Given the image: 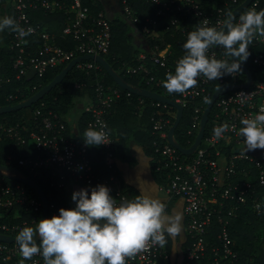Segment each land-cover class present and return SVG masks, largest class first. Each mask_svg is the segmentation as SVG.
I'll return each mask as SVG.
<instances>
[{
  "label": "built area",
  "instance_id": "obj_1",
  "mask_svg": "<svg viewBox=\"0 0 264 264\" xmlns=\"http://www.w3.org/2000/svg\"><path fill=\"white\" fill-rule=\"evenodd\" d=\"M87 1L98 0H0V17L11 16L21 27L33 29L30 35L23 38L10 29L7 30L11 39L10 48L14 52L12 68L16 79H40L47 70L66 65L78 56H102L107 53L111 41L109 21L103 10L93 14ZM243 1L225 0L223 6H215L214 12L209 13L202 8L201 0H149L157 7L155 16L144 17L139 32L145 40L152 43L147 52L138 54L137 64L127 67L125 72L142 74L145 85L159 87L163 93H157L161 95L174 96V99H169L183 109L192 101H197L187 130V134L194 137L191 144L200 128L204 103L207 104L211 97L209 87L212 84L218 85L217 88L227 84L240 85L214 101L207 120V123L210 122L208 132L205 134L204 129L199 145L189 155L181 153L168 141V131L173 124L169 109L173 106L150 99L149 105L154 107L150 117L152 134L155 136L153 146L162 159V164L157 169L164 170L165 173L164 182L157 185V190L166 199H182L186 246L184 251H180V257L171 259L166 243L160 246L149 241L144 249L126 257V264H236L239 258L230 235L231 222L248 200L253 210L264 217V207L259 210L256 207L258 203L264 205V163L248 152L233 150L234 145L242 143V138L237 135L241 118L254 116L264 106V36L257 35L251 43L261 47V50L251 56V62L259 68V72L255 76L251 74L247 87L243 86L246 76L239 80V72L226 74L217 80L199 76L197 85L185 93H168L162 83L165 78L158 76L161 68L165 73L174 71L176 61L181 58L171 59V46L165 41L166 30L172 26L174 34L180 33L185 38L190 31L205 22L219 30L227 19V7L230 4L238 6ZM261 1L252 0L236 16L234 22H239V15L250 9L260 10ZM118 7L127 21H139L140 17L130 6L129 0H119ZM38 12L61 13L64 20L61 33L65 39L75 41V46L66 49L56 44L46 25L34 21L33 15ZM2 33L3 31L0 35ZM35 37L41 39L38 47L33 43ZM208 55L231 62L230 56H225L222 46H212ZM92 62L80 61L75 67L88 73L98 68V63ZM9 80L8 77L0 76V86ZM120 91L121 89L107 86L98 79L94 81V99L84 108L90 114L87 128H99L101 124H106L108 129V115L120 96ZM130 94L127 91V96ZM23 95V92H19L16 95L8 94L5 98L14 100ZM245 96L246 100L242 103ZM139 102L144 103V100L140 98ZM31 113V126L17 124L6 127L0 124V132L13 137L18 145H24L25 135H28L31 146L37 153L34 158L18 160V165L28 174L40 175L50 186L70 191L104 184L117 202L134 198L122 186L117 167L119 159L109 129L108 142L97 146L109 173L99 176L93 170L88 146L84 141L77 145L66 134V124L56 113L42 112L39 108ZM223 123L231 127L217 138L213 129ZM173 141L177 142L174 135ZM225 149H229L228 154ZM14 174L8 170H1L0 173V234L15 238L20 228H35L42 217L43 204L32 188L11 177ZM74 203L66 208L74 207ZM58 209L54 203L48 202L47 217L58 214ZM212 231L213 238L210 237ZM22 260L15 240L0 241V264H21ZM167 261L169 262L166 263ZM23 264H44V261L37 254L31 259L23 260Z\"/></svg>",
  "mask_w": 264,
  "mask_h": 264
},
{
  "label": "trees",
  "instance_id": "obj_2",
  "mask_svg": "<svg viewBox=\"0 0 264 264\" xmlns=\"http://www.w3.org/2000/svg\"><path fill=\"white\" fill-rule=\"evenodd\" d=\"M119 4V0H116ZM225 0H201V6L206 12L213 13L215 6H223ZM93 14L99 10H103L109 21L111 28V41L107 53L102 54V57L106 62L116 71L128 85L138 89H149L155 92L163 93L159 87L145 85V80L142 74H128L125 72L129 66L137 64V56L140 52H147L152 41L145 40L142 34L139 32L143 24L144 17L155 16L156 6L151 4L149 0H129L130 6L133 8L136 14L139 15V21L132 23L127 21L121 14L118 4L112 8L106 7L101 0L91 2L87 1ZM264 9V0L261 1ZM237 5L230 4L227 9V17ZM117 13V14H116ZM121 13V12H120ZM33 19L36 22L46 25L47 31L54 36L56 44L66 49H71L75 46L76 42L64 38L61 30L64 25L63 15L61 13H48L44 14L38 12L33 15ZM165 26V25H162ZM7 28L1 34L0 44V76L8 77V82H3L0 86V106L8 104H16L23 99H26L41 89L44 85L48 84L66 65L49 69L40 79L37 78H21L16 79L14 76V70L12 68V61L14 52L10 48V36L7 34ZM173 27L171 26L165 33V41L170 43L172 57L171 59H177L182 57L185 50L182 48V44L185 41V37L180 33L174 34ZM142 36V40H135V35ZM35 47L41 44V39L35 37L33 39ZM249 56L242 62L252 76H255L259 72V68L253 65L251 62V56L261 50L259 46L249 45ZM93 63L92 60H84ZM164 70L161 68L158 70V76L166 78ZM244 73L240 72L239 80L244 79ZM100 80L107 86L113 88H119L120 96L116 99L112 105L110 114L108 115V129L115 142V153L119 161L128 162L134 164L136 159L134 158L131 150L130 143L136 142L142 149L143 154L148 159V168L150 177L153 179L156 185H160L164 182L165 173L164 170H158L161 166L162 159L158 153L155 152L153 141L155 136L152 134V122L151 114L154 107L149 105L151 100L146 97H141L135 93L127 96L126 89L117 84L115 79L98 64L96 70H90L88 73L85 70L73 67L63 78V80L54 86L47 94L40 100L28 107V111L16 110L7 113L0 114V124L3 126L11 125H26L31 126L33 122L32 111L39 108L42 112L52 111L58 115L66 124V134L74 139L75 136L82 137L87 124L90 119V114L83 111L79 116V119L75 121L74 127H71L66 120L67 116L71 113L75 101L78 98L89 96L94 99V81ZM76 84H80V87H76ZM35 87V89H32ZM218 87L216 84H212L209 87L210 96L211 93ZM19 92H23V96H19L14 100H6L5 96L8 94L16 95ZM166 97L174 99V96L165 94ZM209 96V97H210ZM142 98L144 103H140L139 99ZM197 105V101H192L188 106L184 107L182 117L178 126L175 129L174 136L176 141L181 147H187L193 141V136L187 134V130L190 127V118L194 114V108ZM206 106L204 103L203 110ZM176 109L170 108L169 115L172 122L175 119ZM208 122L205 126V134L209 129ZM27 134V133H26ZM25 135V134H24ZM26 142L24 145L16 144L13 137L6 136L3 132H0V164L7 168H17L22 170L26 175H29L36 184H38L44 194L47 197L48 202L54 203L57 208L69 207L74 202L71 200L72 191L63 187L50 186L44 177L33 176L28 174L24 169L18 165V160L21 158L32 157L36 155L29 141L28 135H25ZM225 153H229V149L224 150ZM88 156L91 159L93 170L99 176H106L109 171L105 167L103 157L99 153L97 146H88ZM122 186L126 189L131 196L138 195L137 189L128 185L122 180ZM230 235L234 241L235 250L238 253V261L236 264H264V217L259 216L252 208L250 200L240 207L237 217L231 222ZM214 237V231L211 236ZM185 243H183V246ZM169 248V246H168ZM185 248V246H184ZM167 261L166 263H168Z\"/></svg>",
  "mask_w": 264,
  "mask_h": 264
},
{
  "label": "clouds",
  "instance_id": "obj_3",
  "mask_svg": "<svg viewBox=\"0 0 264 264\" xmlns=\"http://www.w3.org/2000/svg\"><path fill=\"white\" fill-rule=\"evenodd\" d=\"M234 19L229 14L219 30L205 22L187 34L184 55L162 82L168 93H185L197 85L199 76L217 80L241 72L249 45L257 35L264 36V9L253 8L239 15V22ZM6 28L21 38L33 31L11 16L0 17V32ZM212 46H222L231 62L209 56ZM245 100L246 96L241 102ZM240 125L237 135L244 152L264 149V106L254 116L241 118ZM230 127L227 123L215 126L214 135L219 138ZM107 135V125L101 124L85 129L82 138L87 146H99L108 142ZM71 200L74 207L59 208L58 214L39 219L35 228H20L15 241L23 260L39 254L44 264H126V257L144 249L149 241L164 246L166 234L175 236L180 231L179 216L166 212L165 203L151 194L117 202L106 185L97 184L73 190Z\"/></svg>",
  "mask_w": 264,
  "mask_h": 264
},
{
  "label": "water",
  "instance_id": "obj_4",
  "mask_svg": "<svg viewBox=\"0 0 264 264\" xmlns=\"http://www.w3.org/2000/svg\"><path fill=\"white\" fill-rule=\"evenodd\" d=\"M251 1L252 0H244L241 4L236 6L232 10V12L230 13L232 15V17L236 18V16L242 11V9H244ZM84 60H92V61H95L96 63H98L100 66H102L115 79L117 84L119 86H121L122 88H124V89H126V90H128V91H130L132 93H135V94H137V95H139L141 97H146V98L157 100V101L167 102L170 105H172L176 109V114H175V119L173 121V124H172L171 128L168 131V141L174 147H176L181 153H183L185 155L192 154L194 152V150L196 149V147L199 145V143H200V141H201V139L203 137L205 125H206L207 120H208V115L210 113V110L212 108V105H213L214 101L220 95L226 93L229 90L236 89L240 85V84L223 85V86H220L219 88H217L212 93V95H211L209 101L207 102V104L205 106V109H204V111L202 113L201 121H200V128H199V131H198V133H197V135L195 137V140L187 148L181 147L178 144V142L173 141V135H174L175 129L178 126V124L180 122V119L182 117L183 108L178 103L170 100L166 96L161 95V94H159L157 92H154V91L146 89V88L138 89V88H135V87H132V86L128 85L127 82L124 81V79L116 71H114L112 69V67L106 62V60L102 56H99V55L94 56V55L85 54V55L78 56V57L72 59L71 61L68 62V64H66V66L61 70V72L58 73L48 84L44 85L41 89H39L37 92H35L33 95H31L26 100H24L22 102H18L16 104H8V105L0 106V114L30 107L32 104H34L35 102H37L38 100L43 98V96L45 94H47L54 86L59 84L63 80L65 75L78 62L84 61ZM241 70L244 72V74L246 76V81L244 82L243 86L247 87L249 85L250 80H251V73L248 70V68L242 63H241ZM1 170H8V171H11L12 173H15L14 175L11 176L13 179L19 180V181L27 184L30 188H32L37 193V195L40 197V199L42 201V204H43V212H42V217L41 218L47 217L48 200H47V197L44 194V191L42 190V188L38 184H36L34 180H32L27 175L22 174L16 168L11 169V168H7L5 166H2L0 164V173H1ZM34 238L37 239V241H38L37 237H34ZM14 240H15L14 237L0 234V241H9V242H11V241H14Z\"/></svg>",
  "mask_w": 264,
  "mask_h": 264
},
{
  "label": "crops",
  "instance_id": "obj_5",
  "mask_svg": "<svg viewBox=\"0 0 264 264\" xmlns=\"http://www.w3.org/2000/svg\"><path fill=\"white\" fill-rule=\"evenodd\" d=\"M104 5L106 7L112 8L113 6L117 5V1L116 0H101ZM135 40L141 41L142 40V36L139 34L135 35ZM91 103V98L89 96H84L81 98H78L75 101L74 107L71 111V113L67 116L68 118H66V120L69 122L71 127H74L75 121H77L79 119V116L81 115V113L84 111V108ZM70 116V118H69ZM81 142H83V138L81 137ZM130 150H132L131 152L133 153V151L135 150L136 153H141L142 156L144 155L142 152L141 147L136 143V142H131L130 143ZM248 152L254 156H256L259 159H262V162L264 163V149H255V150H251V151H245ZM145 156V155H144ZM146 158V156H145ZM120 178L125 181L128 185L134 187L135 189H137L138 193L140 195H145V194H151L153 196H155V198L160 199L161 201H163L166 205V212H168L169 214H177L179 216V224H180V231L177 235L175 236H169L166 234V247L169 251V253L171 254V259H175L176 257H180V251H184L185 248L183 243L185 240V219H184V215H183V201L180 198H171V199H166L165 196H163L161 193H157V185L154 183L153 179L151 178V180L153 181L152 183L155 185L154 190L152 189V185L148 184L147 187L148 188H142L139 187L135 184H133V182L130 179H125L124 177H122L120 175ZM146 189H149V191H147ZM169 246V248H168Z\"/></svg>",
  "mask_w": 264,
  "mask_h": 264
},
{
  "label": "rangeland",
  "instance_id": "obj_6",
  "mask_svg": "<svg viewBox=\"0 0 264 264\" xmlns=\"http://www.w3.org/2000/svg\"><path fill=\"white\" fill-rule=\"evenodd\" d=\"M117 13L121 16L120 12H117ZM0 44H1V35H0ZM22 111H28V108H23ZM74 141L76 142L77 145H80L81 137L75 136ZM233 150H235V152H244L242 143L234 145ZM132 154L134 158L136 159V162L134 164H131L128 162L119 161L117 164L118 171H119L118 173L125 179H130L133 182V184L139 187L148 188L147 185L151 184L152 189L154 190L155 185L152 183L153 181L151 180V177L149 174L148 159L145 158L144 155L142 156L141 153H136L135 150L133 151ZM146 190L149 191V189H146ZM157 193L159 194L158 191Z\"/></svg>",
  "mask_w": 264,
  "mask_h": 264
}]
</instances>
